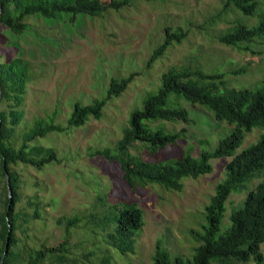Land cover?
Instances as JSON below:
<instances>
[{"label": "rangeland", "instance_id": "obj_1", "mask_svg": "<svg viewBox=\"0 0 264 264\" xmlns=\"http://www.w3.org/2000/svg\"><path fill=\"white\" fill-rule=\"evenodd\" d=\"M260 1L261 7L253 16L232 6L223 11L225 0H131L119 10L94 17L81 14L73 22L68 13L56 17L29 15L22 34L0 24V61L20 58L30 72L21 106L23 117L16 130L18 138L35 120L52 113L56 115L54 123L67 126L74 101L86 104L101 99L112 78L134 73L124 91L107 100L101 118L91 117L81 126L50 132L37 140L40 146L53 147L59 162L52 161L41 169L23 163L12 165L20 180V200L14 211L29 215L28 221L18 218L17 238L30 245H57L66 236L75 264H103L101 257L108 245L104 230L95 225L92 215H101L119 201H132L143 210V226L136 235L134 252L121 255L110 249L112 259L107 264H152L158 242L172 256H190L198 243L196 232L206 223L205 206L225 177L226 163L256 142L264 130L253 127L244 132L232 156L211 158V171L182 178L180 191L156 185L131 188L122 179L119 164L96 151L114 150L130 112L142 107L144 98L157 90L160 76L169 68L222 72L228 88H254L264 78V38L243 43L248 49H238L219 42L217 36L231 31L238 21L255 25L264 11V0ZM165 27H180L186 35L179 42L173 40L147 65L152 51L166 36ZM238 70L242 72L235 73ZM180 102L188 110V122L157 123H163L167 131L184 128L183 138L155 154L139 147L130 148L132 153L149 160H167L189 149L198 157L201 151H213L234 128L217 121L205 107ZM5 106L0 102V109ZM262 178L251 179L244 190L228 196L220 233L229 223L232 209ZM2 184L0 175V190ZM36 202L39 215L32 218ZM74 216L79 220L67 231L64 222H57L59 217ZM261 250L264 254V244Z\"/></svg>", "mask_w": 264, "mask_h": 264}, {"label": "trees", "instance_id": "obj_2", "mask_svg": "<svg viewBox=\"0 0 264 264\" xmlns=\"http://www.w3.org/2000/svg\"><path fill=\"white\" fill-rule=\"evenodd\" d=\"M131 0H0V24L14 34H22L28 25L26 18L38 14L56 17L70 14V21L78 15L100 16L108 10H119ZM232 6L244 15L253 16L261 7L260 0H225L223 11ZM166 36L150 56L147 65L158 58L173 42H179L186 33L180 27L172 30L165 27ZM264 38V11L258 22L246 26L238 21L231 31L217 36L223 44L238 49H248L243 43ZM241 71H235L239 73ZM28 64L20 58L0 61V175L3 184L0 190V264H75L67 237L57 245H30L20 241L15 230L21 222L28 221V214L15 212L20 200L19 178L12 165L23 163L41 169L52 161L59 162L53 147H43L37 140L50 132H62L72 126H81L91 117L101 118L107 100L118 96L126 88L134 73L128 77L112 78L107 93L90 103L74 101L67 126L54 123L55 113L33 122L18 138L17 126L23 117L22 103L29 81ZM181 100L197 104L209 110L219 122L233 124L231 132L218 142L211 151H201L198 157L190 150L167 160H149L134 154L130 148L139 147L148 154H155L167 145H172L185 134L165 130L164 121H189L186 107ZM157 123V124H156ZM253 127L264 130V78L254 88H228L224 73H207L198 68H169L160 76L156 91L147 94L142 107L130 112L128 125L117 140L114 150L104 148L96 154L116 161L122 170V179L131 188L156 185L168 191L182 190V178H195L211 171V158L232 156L244 137V132ZM8 176V183L7 177ZM263 178L249 190L243 200L229 214V223L220 233L225 202L231 193L246 188L256 177ZM9 186V187H8ZM10 190V192H9ZM4 195V198L2 197ZM30 204L29 201H27ZM37 202L31 217L37 218ZM95 225L104 230V242L108 245L101 261L107 264L112 259L110 249L121 255L134 252L136 235L143 226V210L135 202L119 201L109 205L101 215H92ZM79 220L78 216L59 217L67 231ZM206 223L196 232L197 244L190 256H172L160 242L152 256V264H264L261 250L264 244V133L258 140L241 150L225 165V177L216 186L215 193L205 206Z\"/></svg>", "mask_w": 264, "mask_h": 264}, {"label": "water", "instance_id": "obj_3", "mask_svg": "<svg viewBox=\"0 0 264 264\" xmlns=\"http://www.w3.org/2000/svg\"><path fill=\"white\" fill-rule=\"evenodd\" d=\"M0 12H1V4H0ZM6 177H7V183H8V176L6 175ZM9 192H10V190H9Z\"/></svg>", "mask_w": 264, "mask_h": 264}]
</instances>
